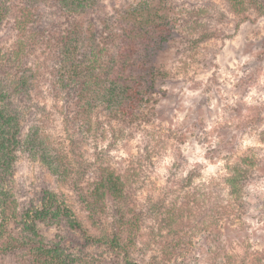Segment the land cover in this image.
<instances>
[{"label": "trees", "instance_id": "obj_1", "mask_svg": "<svg viewBox=\"0 0 264 264\" xmlns=\"http://www.w3.org/2000/svg\"><path fill=\"white\" fill-rule=\"evenodd\" d=\"M103 1L0 0V31L12 23L10 30L14 34L6 47L0 43V251L6 257L18 256L14 264L89 263L77 236L85 242L95 240L90 229L103 224L108 204L121 209L128 198L126 177L106 164L94 167L93 182L88 188L79 186V175H84L75 170L68 153L57 146L37 120L22 135V122L32 110L31 92L37 76L39 80V75L47 72L53 79L52 87L62 93L65 122L71 130L73 125L70 135L90 133L94 116L102 112L130 130L141 129L149 125L164 95L160 87L167 70L162 57L176 42L191 50L192 35L204 27L202 13L184 14L176 0H135L110 11L104 10ZM225 1L234 14L245 15L244 19L250 21L246 16L249 12L264 19V0ZM36 106L41 110L39 103ZM262 119L260 114L252 122L261 125ZM258 135L264 143V130ZM235 137H229L225 144L233 145ZM220 148L226 150L224 144ZM22 152L54 177L74 184L90 229L66 200L49 190L43 191L37 204L24 209L19 206L13 177ZM261 152L249 150L233 160L230 151L224 156L228 162L219 181L200 182L195 192H174L163 203L161 197L157 198L155 215L164 218L172 234V243H164L167 257L177 253V248L180 251L188 246L195 235L209 230L214 231L210 233L214 234L212 240L216 239L214 250L221 252L224 245L219 240L228 230L239 226L237 223L244 226L252 208L264 212V199L254 205L249 200L250 184L264 178ZM182 181L176 185L183 189L193 186L189 175ZM10 224L20 233L10 235ZM119 224L116 220V236L111 239L115 250L125 249L120 243ZM41 226L61 230L58 241L45 236ZM125 251L127 254V248ZM163 253L159 257L166 258ZM249 254L254 255L250 261L244 257L238 263L225 252L207 264H264V248ZM125 264L141 263L126 257Z\"/></svg>", "mask_w": 264, "mask_h": 264}, {"label": "rangeland", "instance_id": "obj_2", "mask_svg": "<svg viewBox=\"0 0 264 264\" xmlns=\"http://www.w3.org/2000/svg\"><path fill=\"white\" fill-rule=\"evenodd\" d=\"M133 1L104 0L102 6L110 11ZM176 4L181 5L184 14L202 13L204 27L192 35L191 50L176 42L162 57L167 70L160 87L164 95L149 125L130 130L102 112L94 116L90 133L70 135L73 125L71 130L65 122L63 95L52 87V77L47 72L40 74L39 80L37 76L31 92L32 110L22 122L23 136L37 120L57 146L68 153L75 170L84 175H79V186L84 188L93 182L94 167L101 164L126 177L128 198L121 209L109 203L102 215L103 224L90 229L74 184L54 177L25 153L18 155L13 188L19 206L24 209L37 204L44 190L66 200L95 239L85 242L77 236L89 258L87 264H125L126 257L141 264H155V259L156 264H207L225 252L240 263L244 257L249 261L253 258L251 251L264 248V216L259 217L263 211L252 208L244 226L235 224L239 226H233L219 240L223 251L214 250L216 239L212 240L214 234L210 233L214 231L209 230L207 234L195 235L188 246L180 251L177 248V253L167 257L165 244L172 243V234L166 221H162L164 218L155 215L157 198L161 197L163 203L174 192H195L200 182L219 181L226 172L228 161L224 156L230 151L233 160L254 149L262 150L264 155L263 137L258 135L264 130V19L253 12L246 14L250 21L244 19L245 15L231 11L225 0H176ZM11 27L9 23L0 31V43L5 47L13 41ZM182 32L187 34L186 30ZM260 114L262 124L256 125L252 119ZM106 124L110 126L105 127ZM233 135L237 145L235 141L233 145L225 144ZM223 144L226 150L220 151ZM187 175L193 178V186L183 189L176 185ZM186 183H190L189 179ZM249 188L252 205L264 199V178ZM116 220L121 224L120 243L127 248V254L125 249L111 247ZM41 232L57 241L61 235V230L53 227L41 226ZM8 233L20 232L10 224ZM74 250L78 253V249ZM162 252L166 258L159 257ZM1 254L5 253L0 251V264L19 261L18 256Z\"/></svg>", "mask_w": 264, "mask_h": 264}]
</instances>
